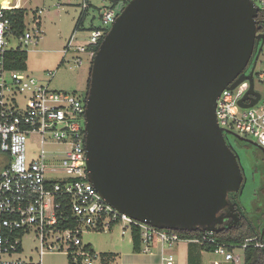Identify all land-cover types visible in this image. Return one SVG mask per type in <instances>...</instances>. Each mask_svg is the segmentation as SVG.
<instances>
[{
	"label": "water",
	"instance_id": "obj_1",
	"mask_svg": "<svg viewBox=\"0 0 264 264\" xmlns=\"http://www.w3.org/2000/svg\"><path fill=\"white\" fill-rule=\"evenodd\" d=\"M256 17L252 0L124 7L95 51L85 96L86 168L107 203L175 231L217 232L235 218L221 211L235 208L229 193L241 191L242 173L215 107L244 80L239 105L260 97L253 68L245 72L264 42Z\"/></svg>",
	"mask_w": 264,
	"mask_h": 264
},
{
	"label": "built area",
	"instance_id": "obj_2",
	"mask_svg": "<svg viewBox=\"0 0 264 264\" xmlns=\"http://www.w3.org/2000/svg\"><path fill=\"white\" fill-rule=\"evenodd\" d=\"M103 1L107 4L99 10L100 25L83 30L91 3L82 0L78 20L62 49L63 57L72 52L76 65L82 63V54L92 61V47L103 39L131 0ZM252 1L257 8V34H264V0ZM6 10L0 8V257L9 259L2 264H42L47 251L65 253L70 264H105L99 252L86 248L82 232L108 231L114 226L119 227L122 236L128 232L131 240L137 234L143 252H150L154 245L162 248L179 241L196 242L212 246V252L224 261L238 264L240 255L234 254L235 248L243 252L251 245L264 248V234L247 237L239 246L230 247L217 242L215 232L209 230L197 238H183L178 231L157 228L107 203L90 182L86 168L85 97L53 90L48 82L41 83L28 74L26 68L7 66L9 51L26 52L28 45L41 39L42 11H34L31 28L24 19L25 29L17 34ZM80 31L86 33L82 39L78 37ZM11 36L18 39L19 45L8 46ZM54 73L49 70L46 75L51 79ZM256 80L260 89L254 86ZM244 82L248 89L249 81L240 84ZM239 85L224 89L216 99L217 123L224 133L252 137L264 150V69L254 70L253 90L260 97L253 105H239L247 90L242 95L237 93ZM36 139L39 149L30 157L29 145ZM46 144L58 147L46 150ZM69 220L72 224L63 227ZM30 234L37 242L36 260L19 256L22 239Z\"/></svg>",
	"mask_w": 264,
	"mask_h": 264
},
{
	"label": "rangeland",
	"instance_id": "obj_3",
	"mask_svg": "<svg viewBox=\"0 0 264 264\" xmlns=\"http://www.w3.org/2000/svg\"><path fill=\"white\" fill-rule=\"evenodd\" d=\"M82 0H0V8L3 9H12V8H24L26 9L25 21L28 24V27H32V15L34 11H38V8L43 10L41 15V29H42V38L35 45H28L26 49V61L25 67L28 74L32 75L38 79L41 83L48 82V85L51 89L61 92L76 93L80 97L86 96V84L89 76V70L91 68V62L89 63L86 55L82 54V63L76 65L74 63V58L72 52H69L65 57L59 52L62 49L67 41L66 39L70 37V33L74 28L76 21L81 12V2ZM91 3V9L88 16L83 22V30H89L92 26L100 25L99 10L103 5L107 4L103 0H88ZM72 2L74 5L68 4ZM80 3V4H77ZM59 6V7H58ZM59 32L62 33V38L59 37ZM86 33L80 31L78 37L80 39L84 38ZM9 47H15L19 45L17 38L11 36L8 39ZM264 69V45L255 66V72ZM49 70H54V76L49 79L46 75V72ZM247 82L240 84L236 88V92L243 94L247 89ZM255 88H259L258 81H255ZM248 139L254 141L252 137ZM33 144L29 145L31 151L29 156H33L34 152H38L39 141L36 139L32 142ZM58 147L54 144H46L45 149H51ZM250 150V154L247 153V150H241L240 153L247 159L250 160L249 172L253 169L257 172V167L260 170V166L257 162L255 152ZM33 152V153H32ZM249 204V216L253 217V211L256 212L257 204L256 202H251ZM252 213V215H250ZM114 236L116 240L118 235L121 237V245H128V239H130L129 233L127 232L124 236L120 234V229L118 226H114L111 230L108 231H96V230H84L82 232V240L85 243H90L97 251L99 248L106 247L111 236ZM112 236V237H113ZM181 242V241H180ZM37 245V242L33 239V235L30 234L25 236L22 239V248L23 251L19 255L21 258H26L31 256L33 260L38 259L34 247ZM98 252V251H97ZM234 254L240 255V262H243V250L241 248H235ZM221 258L219 254L216 255ZM9 259L8 256L0 257V264ZM42 264H68V257L63 252L58 251H47L41 258Z\"/></svg>",
	"mask_w": 264,
	"mask_h": 264
},
{
	"label": "flooded vegetation",
	"instance_id": "obj_4",
	"mask_svg": "<svg viewBox=\"0 0 264 264\" xmlns=\"http://www.w3.org/2000/svg\"><path fill=\"white\" fill-rule=\"evenodd\" d=\"M263 45L264 42L262 43V48ZM254 52L252 57L255 56L256 49ZM252 57L245 69V72L248 73L253 68V78L254 68L256 64L254 65ZM224 136L227 144L238 155L239 166L242 173V189L238 192L229 193V199L231 200V202H233L235 208L232 210L229 207H226L221 211V214L229 215L231 213H235L236 216L235 218L227 216L223 222L225 225L221 224L219 226V231H231L241 227H246L248 225H253L259 227L261 232H264V150L256 142L246 137L239 136L241 137L239 138L237 137L238 135L236 136V134L234 135L229 133H224ZM240 148L241 150H247L246 152L249 154V149L255 152L260 170L257 167V172L254 169L253 171L251 170V172H249L250 160L247 159L246 162V158L239 151ZM251 202H256L257 204L256 212L253 211V217H250L248 215L250 212L249 204H252ZM250 215H252V213H250Z\"/></svg>",
	"mask_w": 264,
	"mask_h": 264
},
{
	"label": "trees",
	"instance_id": "obj_5",
	"mask_svg": "<svg viewBox=\"0 0 264 264\" xmlns=\"http://www.w3.org/2000/svg\"><path fill=\"white\" fill-rule=\"evenodd\" d=\"M5 12L11 18L12 25L16 33L17 34L22 33L23 30L25 29L24 19H25L26 9L12 8V9H7ZM259 18H261V16H259ZM100 41H98V43L92 47L94 51L98 49ZM26 57L27 54L25 51L19 49L11 50L7 53V66L9 68H14V69H24L26 68L25 67ZM253 58L254 56L252 57V59ZM88 86H89V76L87 79L86 89L88 88ZM68 224L71 225L72 222L69 220V222L63 227L67 226ZM178 232L183 238L192 239L201 236L200 231H178ZM255 235H261L260 228L253 225H248L246 227H241L231 231H217L215 232L214 237L216 238L217 242L226 244L230 247V246H239L240 244H242L245 238L252 237ZM132 241H133V249L135 251H140L141 244L137 234H134ZM85 246L87 249H91L89 244L86 243ZM197 246L200 247L201 249L212 251V246L209 245L207 246L205 244H200L196 242H189L188 264H199L197 257L193 253V250H195V247ZM100 254L102 256L103 263L109 264L111 259V254L109 253H100ZM68 264H70L69 261ZM242 264H264V248H257L252 245L246 247L243 252Z\"/></svg>",
	"mask_w": 264,
	"mask_h": 264
},
{
	"label": "crops",
	"instance_id": "obj_6",
	"mask_svg": "<svg viewBox=\"0 0 264 264\" xmlns=\"http://www.w3.org/2000/svg\"><path fill=\"white\" fill-rule=\"evenodd\" d=\"M68 4L74 5L72 2H69ZM77 4L80 3L77 2ZM38 10L42 11L41 14L43 13V10L41 8H38ZM40 19H41V15H40ZM40 28H41V20H40ZM59 34H60L59 37L63 39L62 33L59 32ZM68 39L69 37L66 39V41ZM62 49L59 50L60 53H62ZM86 58L90 63L89 57L87 55ZM112 236L109 238V241L107 243V248L102 247L99 248V250H97L99 253L111 254V259L109 264H188L189 243L187 241H181V242L179 241L171 247L161 248L157 245H154L151 248L150 252H143L142 250L135 251L133 249V241L131 239H128V245L122 246L121 237L116 235L118 239L116 240L115 237ZM87 244H89L92 249L96 250L89 242ZM193 253L197 257L199 264H233L232 262L224 261L223 257L221 258L217 257L216 256L217 254H215L214 252L201 249L198 246L195 247ZM169 256H171V258Z\"/></svg>",
	"mask_w": 264,
	"mask_h": 264
}]
</instances>
